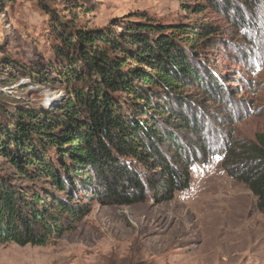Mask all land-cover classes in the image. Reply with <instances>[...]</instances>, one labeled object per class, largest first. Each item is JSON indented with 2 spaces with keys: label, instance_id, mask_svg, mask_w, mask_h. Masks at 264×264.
Wrapping results in <instances>:
<instances>
[{
  "label": "trees",
  "instance_id": "1",
  "mask_svg": "<svg viewBox=\"0 0 264 264\" xmlns=\"http://www.w3.org/2000/svg\"><path fill=\"white\" fill-rule=\"evenodd\" d=\"M204 1L227 13L235 6L234 0ZM181 3L189 11L205 10L200 0ZM53 20L51 66L62 78L66 100L37 109L8 102L0 92V155L20 178L0 174V241L20 246H45L73 229L87 210L73 201L74 191L93 194L103 205H131L171 201L188 189L200 158L187 142L202 131L197 100L186 89L214 98L224 94L210 71L201 74L205 64L197 57L198 44L218 33L209 23L156 24L144 14L122 19L125 28L117 30L70 29L62 17ZM18 66L29 70L12 59L5 67ZM226 152L228 173L251 190L264 213V132ZM22 179H44L45 185L27 187ZM54 187L66 188L70 197Z\"/></svg>",
  "mask_w": 264,
  "mask_h": 264
},
{
  "label": "rangeland",
  "instance_id": "2",
  "mask_svg": "<svg viewBox=\"0 0 264 264\" xmlns=\"http://www.w3.org/2000/svg\"><path fill=\"white\" fill-rule=\"evenodd\" d=\"M181 1L0 0V92L8 102L55 108L68 97L51 66L56 62L54 16L70 29L123 30L122 19L144 14L156 24L209 23L218 33L198 44L197 57L205 64L201 74L210 71L224 92L214 98L195 87L186 89L197 100L202 131L187 142L200 158L188 189L171 201L131 205H103L93 194L74 191L73 201L87 210L74 221L66 214L73 229L45 246L0 241V264H264V213L256 196L224 165L227 147L252 142L264 132V0H234L228 13L204 0L205 10L196 13ZM8 59L29 70H7ZM48 154L54 155L52 150ZM0 174L20 179L1 155ZM22 181L27 187L45 185L44 179ZM55 187L60 196L70 197L66 188Z\"/></svg>",
  "mask_w": 264,
  "mask_h": 264
}]
</instances>
